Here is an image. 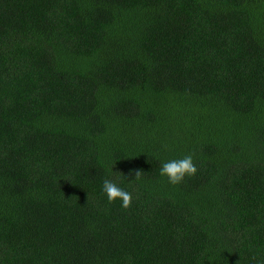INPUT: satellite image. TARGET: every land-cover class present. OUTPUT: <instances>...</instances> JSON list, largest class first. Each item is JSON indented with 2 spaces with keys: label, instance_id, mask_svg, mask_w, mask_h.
Returning <instances> with one entry per match:
<instances>
[{
  "label": "trees",
  "instance_id": "trees-1",
  "mask_svg": "<svg viewBox=\"0 0 264 264\" xmlns=\"http://www.w3.org/2000/svg\"><path fill=\"white\" fill-rule=\"evenodd\" d=\"M0 264H264V0H0Z\"/></svg>",
  "mask_w": 264,
  "mask_h": 264
},
{
  "label": "clouds",
  "instance_id": "clouds-1",
  "mask_svg": "<svg viewBox=\"0 0 264 264\" xmlns=\"http://www.w3.org/2000/svg\"><path fill=\"white\" fill-rule=\"evenodd\" d=\"M197 168L193 163V156L191 154L183 155L179 158L161 161L159 174L167 178V182L172 185L179 184L183 181L184 177L194 175ZM132 173H130L131 175ZM140 171H135V178L140 176ZM101 191L109 203L116 201L121 202V207L127 208L130 206L132 194L119 183L112 179H104Z\"/></svg>",
  "mask_w": 264,
  "mask_h": 264
}]
</instances>
